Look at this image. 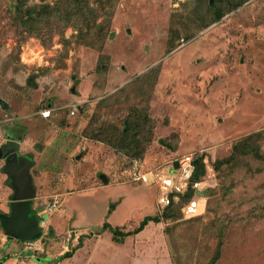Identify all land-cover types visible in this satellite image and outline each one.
<instances>
[{
	"label": "rangeland",
	"instance_id": "obj_1",
	"mask_svg": "<svg viewBox=\"0 0 264 264\" xmlns=\"http://www.w3.org/2000/svg\"><path fill=\"white\" fill-rule=\"evenodd\" d=\"M18 8L0 0V120L33 137L24 153L33 160L39 221L60 220L67 197L78 229L96 230L106 217L113 227H136L157 192L129 183L131 162L155 169L193 154L197 214L155 203L172 263L264 264V0H28ZM43 108L52 109L47 119ZM85 155L91 171L119 185L73 188ZM46 228L35 248L20 242L10 251L0 227V256L68 264L55 258L77 242ZM136 255L108 264H141L159 252Z\"/></svg>",
	"mask_w": 264,
	"mask_h": 264
},
{
	"label": "crops",
	"instance_id": "obj_2",
	"mask_svg": "<svg viewBox=\"0 0 264 264\" xmlns=\"http://www.w3.org/2000/svg\"><path fill=\"white\" fill-rule=\"evenodd\" d=\"M33 89H36V88H33ZM1 103H3L5 106L4 108L1 107V109H5L6 104L4 102H1ZM1 103H0V106H1ZM73 106L74 105H71L70 109H72ZM50 111H52V109H50ZM76 111H77V109H76ZM74 115H71V116H74ZM5 124H6L5 120H0V133L2 134V136H4V139H5V141L0 142V148L6 143V139H9L10 141L17 142V144H18L17 151L9 154L7 156L10 158L15 157L18 161V164L20 162L19 161L20 158L22 159V161L23 160L28 161V169H27V174L29 177L28 178V180H29L28 184L31 187V189L33 190L34 200H35L36 186H35L34 180H33L32 175H31V170L33 167V160L31 158V155L24 153L30 147L33 137H31V135H30L29 138L23 139V137L29 132V130H28V128H26V126H24L22 124H19V126L14 127L12 129L6 128ZM31 130H33V129H31ZM26 136H28V135H26ZM81 144H83V143L81 142ZM9 151H11V150L5 149L4 153H6V152L9 153ZM54 152H56V151H54ZM63 154L65 155L63 160L67 164L69 162V157L72 154H70L68 150H66V152H64ZM6 157L4 155H2L0 157V182H1V186H2V187L0 186L1 187L0 189L2 190L1 192L4 193V197H0V214H3V213H1V211H3V207L9 209V202L11 201V196L13 195V191L11 189L10 178L6 173V169L9 168V165H10L9 162H11V160H9L10 158L7 160ZM56 160H57V158L55 156L54 158L52 157L50 159V162L48 160V162L53 163V162H56ZM79 161L80 162L78 164V167H76L72 171L73 174H75V173L77 174L75 176L76 177L75 180L72 181V179H73L72 178L70 181L71 186L73 188L74 187L75 188L76 187L81 188V190H78V191H82L85 189L95 190V189H99V188L115 187V186L119 185V184L118 185L112 184L111 177L107 173L101 172L100 170H97L95 172L91 171L89 164H91L93 162H92V159L89 158V155H85V156L81 157ZM86 162H87V164H86ZM143 164H144V168L147 169L144 162H143ZM90 166H92L91 168H94L93 164ZM89 175H91L90 178H89ZM126 175H127V179L129 181V183H131L129 180V169L126 172ZM134 184H137V183H134ZM145 186L146 187H154L156 189L157 195L153 201V204L151 207L152 208L151 213L144 216L143 219L146 217H150V218L155 217V215H156L155 214V203L158 207L157 200H158V196H159V190L156 186H149V185H145ZM78 191H76V192H78ZM66 198L67 197H65L63 200V208L61 210V212H63L64 215L62 214V216L60 217V220H56V219L53 220L52 218L50 219L47 215H42L41 218L44 222L42 221V223H41V229L43 227H47L46 229H49V230H47L48 231L47 233H50V236L52 234L53 229L56 232L57 231L64 232L65 230L70 232L71 239H72L71 240L72 247H73V245H75L76 242H77V244L70 250L71 256L68 258L62 259V260L67 261L68 264H108V262L115 261L116 257L120 256L121 254H123L125 256H129V257H131L132 255L137 256L136 252H137V254H141L142 251L148 252L149 249L152 250L154 247L158 250L159 256L151 255V258L148 256V260H146V258L144 257L141 264H173L172 259H171V255H170V250L168 247V243H167V240H166L165 235L163 233V228L160 225V222L155 223V222L149 221L145 225V227L143 228L142 231H140L136 234H131V235L125 236L123 238L114 237L110 228L111 229H117L118 228L123 233H130V232H133L139 226V224L143 221V219L137 224L136 227L130 228V227H126V226L113 227L111 224H109L106 221L107 220V217H106L105 221L96 230H91V229H89V227L84 228V229H78L75 227L74 216L67 214V212L65 210L64 205H65V199ZM34 200H33V210H34V205H35ZM54 201L58 202L57 199H55ZM121 202H122V198H120V197H117L116 200H114V203L110 202V205H112V207L109 210H107V215H109L111 213V209H115L117 205L121 204ZM39 208L44 209V207H38L37 208L38 213H39V211H38ZM57 208L59 209V202H58ZM57 208H55V209H57ZM158 208H160V207H158ZM33 213L35 214V211H33ZM63 216L67 217L66 220L65 219L62 220ZM105 224H107L109 226V228L103 230V227ZM124 228L126 229V231L124 230ZM44 232L45 231L42 229V235L44 234ZM2 235H3L2 239L4 241V245L6 246L7 249H10V251L11 250L14 251L15 249L18 248L20 241L13 239L12 237L6 235L4 232H2ZM79 242H81L80 245H79ZM31 243H32L31 245H29V243H27L29 248L30 247L35 248V244L37 245L38 242L31 241ZM104 247H106L107 250H109V251H113L111 254H109L110 260H105V258H103V254H104V250H105ZM73 251H75V252L73 253ZM65 253H67V252H65ZM7 255H8V252H5V254H2V256H0V262H1L0 264H14V261L16 259H14L10 256H7ZM63 255H60V256L56 257L55 259L57 260L59 257H61ZM145 255L146 254L143 253V256H145ZM4 258H7V259L2 262L1 259H4ZM48 262H50V261H48ZM48 264H50V263H48Z\"/></svg>",
	"mask_w": 264,
	"mask_h": 264
},
{
	"label": "built area",
	"instance_id": "obj_3",
	"mask_svg": "<svg viewBox=\"0 0 264 264\" xmlns=\"http://www.w3.org/2000/svg\"><path fill=\"white\" fill-rule=\"evenodd\" d=\"M76 107L72 108L70 112L74 115ZM50 109L43 108L40 116L47 119L50 117ZM5 141L4 136L0 133V142ZM174 161L178 162V167L173 168ZM171 161L166 166L155 169H145L144 164L140 160H134L129 167V180L131 183L144 184L149 186H156L159 190L157 200L160 209L167 208L171 203L180 204V200L190 188V180L194 172L193 154H186L178 159ZM192 190L197 192L198 183L194 182ZM52 208H57L58 202L54 201ZM180 211L185 217H194L200 206L197 201V196L191 200L180 205ZM32 243L29 242V245Z\"/></svg>",
	"mask_w": 264,
	"mask_h": 264
},
{
	"label": "water",
	"instance_id": "obj_4",
	"mask_svg": "<svg viewBox=\"0 0 264 264\" xmlns=\"http://www.w3.org/2000/svg\"><path fill=\"white\" fill-rule=\"evenodd\" d=\"M27 85L31 88H36L33 80H29ZM1 107L4 108V104L1 103ZM5 149H9V153H4ZM18 144L15 141L6 139V143L0 148V157H5L11 153L16 152ZM10 157H6L8 160ZM11 160L9 168L6 169V173L10 178L11 189L13 195L9 202V213L0 214V227L2 231L20 242H31L42 236L41 221L39 216L33 213V200L34 193L28 182V161H22L19 159L10 158ZM173 168L178 167V162L174 161ZM197 192L196 194H198ZM42 208H39L40 212Z\"/></svg>",
	"mask_w": 264,
	"mask_h": 264
},
{
	"label": "trees",
	"instance_id": "obj_5",
	"mask_svg": "<svg viewBox=\"0 0 264 264\" xmlns=\"http://www.w3.org/2000/svg\"><path fill=\"white\" fill-rule=\"evenodd\" d=\"M27 1H28V0H17V4H18V6H19L18 9L21 10V8L25 6V3H26ZM27 16L30 17V16H31V13H28ZM195 161H196V158H195V156L193 155V166H194V172H193V175H192L191 180H190V188L188 189V191L186 192V194L182 197V199H181L182 201L180 200V204H182V202L185 203L183 200L186 198V196H187V194H188L189 192H191V194H193L194 197L197 196V194H196L197 192L194 191V190H192V187H191V185L195 182V180L199 179L198 176H197V177L194 176V173H195V163H196ZM195 195H196V196H195ZM194 197H193V198H194ZM186 202H187V201H186ZM175 205H178V204H175ZM172 206H174V203H171V204H170L167 208H165V209L171 208ZM165 209H164V210H165ZM149 221H152V222L157 223V222H159V218H158V217H153V218L146 217V218H144L143 221L139 224V226H138L133 232H130V233H123V232H121L118 228H117V229H111V228H110V230H111V232H112V234H113L114 237L123 238V237H125V236L131 235V234H136V233L142 231L143 228L145 227V225H146ZM107 228H109V226H108L107 224H105L104 227H103V230H104V229H107ZM80 244H81V242H79V245H80ZM79 245H78V246H79ZM70 256H71V252H67V253H65L63 256L59 257V258L56 260V262H59V261H61L62 259H64V258H68V257H70ZM6 259H7V258L1 259V261L3 262V261H5ZM0 263H1V262H0Z\"/></svg>",
	"mask_w": 264,
	"mask_h": 264
}]
</instances>
